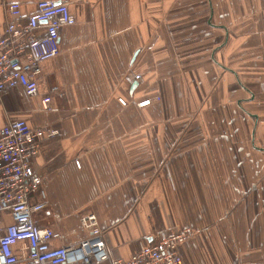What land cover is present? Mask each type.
I'll return each instance as SVG.
<instances>
[{"label": "crops", "instance_id": "0c3cea01", "mask_svg": "<svg viewBox=\"0 0 264 264\" xmlns=\"http://www.w3.org/2000/svg\"><path fill=\"white\" fill-rule=\"evenodd\" d=\"M37 1L0 0V34L9 2ZM51 1L75 19L39 64L53 110L19 86L0 96V126L54 131L29 196L51 244L85 238L93 214L112 259L189 226L180 264H264V0Z\"/></svg>", "mask_w": 264, "mask_h": 264}, {"label": "built area", "instance_id": "2783aa9c", "mask_svg": "<svg viewBox=\"0 0 264 264\" xmlns=\"http://www.w3.org/2000/svg\"><path fill=\"white\" fill-rule=\"evenodd\" d=\"M8 20L0 34V96L21 87L31 97L39 96V108L53 110L50 95H40L37 87L39 64L60 52L59 31L75 19L64 2L39 0L32 12L24 13L18 2L7 4ZM135 78H139L136 75ZM55 88H53V91ZM119 101L125 104L120 98ZM149 99L138 102L148 104ZM53 130L30 126L14 119L0 126V264H180L178 245L194 234L191 227L157 233L128 259L110 258L93 214L81 223L88 235L76 243L53 246L60 233L40 227L35 214L48 209L47 202H32L40 175L30 159L38 150V138ZM78 164V163H77Z\"/></svg>", "mask_w": 264, "mask_h": 264}, {"label": "rangeland", "instance_id": "374dc122", "mask_svg": "<svg viewBox=\"0 0 264 264\" xmlns=\"http://www.w3.org/2000/svg\"><path fill=\"white\" fill-rule=\"evenodd\" d=\"M145 100V99H144ZM149 102H150V100H149ZM149 102H148V104H149ZM147 105V104H146Z\"/></svg>", "mask_w": 264, "mask_h": 264}]
</instances>
